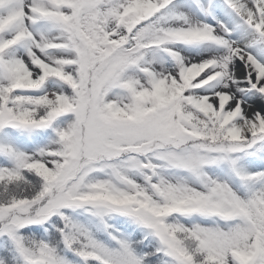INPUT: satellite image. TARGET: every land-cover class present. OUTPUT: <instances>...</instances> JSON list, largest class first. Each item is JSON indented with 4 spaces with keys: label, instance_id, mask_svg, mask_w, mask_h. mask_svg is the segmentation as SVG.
Segmentation results:
<instances>
[{
    "label": "snow or ice",
    "instance_id": "1",
    "mask_svg": "<svg viewBox=\"0 0 264 264\" xmlns=\"http://www.w3.org/2000/svg\"><path fill=\"white\" fill-rule=\"evenodd\" d=\"M0 264H264V0H0Z\"/></svg>",
    "mask_w": 264,
    "mask_h": 264
}]
</instances>
